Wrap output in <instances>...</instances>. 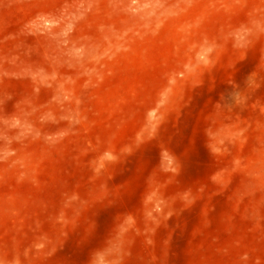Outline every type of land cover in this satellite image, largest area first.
<instances>
[{"label":"rangeland","instance_id":"1","mask_svg":"<svg viewBox=\"0 0 264 264\" xmlns=\"http://www.w3.org/2000/svg\"><path fill=\"white\" fill-rule=\"evenodd\" d=\"M0 264H264V0H0Z\"/></svg>","mask_w":264,"mask_h":264}]
</instances>
